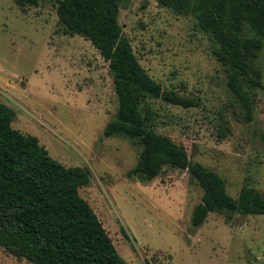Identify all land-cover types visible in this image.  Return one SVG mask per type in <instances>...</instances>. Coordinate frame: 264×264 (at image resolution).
Returning <instances> with one entry per match:
<instances>
[{
    "label": "rangeland",
    "instance_id": "1",
    "mask_svg": "<svg viewBox=\"0 0 264 264\" xmlns=\"http://www.w3.org/2000/svg\"><path fill=\"white\" fill-rule=\"evenodd\" d=\"M119 21L146 71L196 101L186 108L152 99L151 127L219 173L232 197L244 185L264 192V88L245 82L248 121L227 86L230 69L192 14L158 0H121ZM256 63L264 83V47ZM0 103L14 110L13 126L37 136L58 161L90 170L80 194L129 264H264V214L211 212L196 227L204 192L189 170L129 176L140 147L104 136L119 106L109 63L90 40L65 33L55 0H0ZM0 264L31 263L0 247Z\"/></svg>",
    "mask_w": 264,
    "mask_h": 264
},
{
    "label": "trees",
    "instance_id": "2",
    "mask_svg": "<svg viewBox=\"0 0 264 264\" xmlns=\"http://www.w3.org/2000/svg\"><path fill=\"white\" fill-rule=\"evenodd\" d=\"M38 5L39 0H14ZM64 31L90 40L109 63L119 100L104 136L124 137L140 147L129 176L157 177L165 166L189 170L203 189L192 224L201 226L211 212L264 214V192L250 185L236 199L225 179L200 162L171 137L151 127L150 102L161 99L190 108L192 97L164 88L141 65L119 21L121 0H55ZM179 15L192 14L212 41V53L230 69L229 90L253 120L245 82L263 87L257 58L264 47V0H158ZM14 110L0 103V247L31 264H129L92 205L80 194L91 172L54 158L37 136L13 126Z\"/></svg>",
    "mask_w": 264,
    "mask_h": 264
}]
</instances>
